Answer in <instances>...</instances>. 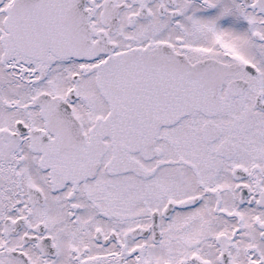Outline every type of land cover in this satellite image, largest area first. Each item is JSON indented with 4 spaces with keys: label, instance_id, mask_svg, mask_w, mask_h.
Wrapping results in <instances>:
<instances>
[{
    "label": "snow or ice",
    "instance_id": "snow-or-ice-1",
    "mask_svg": "<svg viewBox=\"0 0 264 264\" xmlns=\"http://www.w3.org/2000/svg\"><path fill=\"white\" fill-rule=\"evenodd\" d=\"M0 264H264V0H0Z\"/></svg>",
    "mask_w": 264,
    "mask_h": 264
}]
</instances>
